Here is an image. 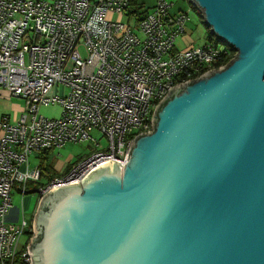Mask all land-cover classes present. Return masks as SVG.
<instances>
[{"label": "water", "instance_id": "95a60500", "mask_svg": "<svg viewBox=\"0 0 264 264\" xmlns=\"http://www.w3.org/2000/svg\"><path fill=\"white\" fill-rule=\"evenodd\" d=\"M189 2L233 58L174 85L123 165L42 199L31 264H264V0Z\"/></svg>", "mask_w": 264, "mask_h": 264}, {"label": "built area", "instance_id": "2783aa9c", "mask_svg": "<svg viewBox=\"0 0 264 264\" xmlns=\"http://www.w3.org/2000/svg\"><path fill=\"white\" fill-rule=\"evenodd\" d=\"M132 1L0 0V87L25 102L17 121L0 119V264H31L29 245L17 247L28 221L9 223L5 216L12 191L25 192L40 179L39 168H29L34 153L93 140V130L108 141L64 175L37 186L41 202L106 161L123 165L133 141L152 131L155 107L174 85L233 58L214 37L176 48L187 12L172 13L170 2L155 0L145 13L130 15ZM119 14L126 22L109 17ZM53 105L60 107L56 117L41 113Z\"/></svg>", "mask_w": 264, "mask_h": 264}, {"label": "crops", "instance_id": "0c3cea01", "mask_svg": "<svg viewBox=\"0 0 264 264\" xmlns=\"http://www.w3.org/2000/svg\"><path fill=\"white\" fill-rule=\"evenodd\" d=\"M133 2L135 3V5H133V8L137 7L138 12L141 14L142 12L152 7L154 4V3L153 4L151 3L150 5H147L148 3L147 0H133ZM170 3H171L170 11L172 13H177L179 11L187 12L189 16V20L187 23L186 30L182 34H186L187 31L190 34L194 29V25L190 22L189 10L192 8V6L189 0H171ZM135 10L136 9H134L133 11ZM131 14L136 15L134 13H131ZM208 34H209L208 32L205 33V38L203 42L206 41V39H208ZM191 46H195V45L191 44V45L185 46L184 48H188ZM176 48L184 49V48H179L177 45H176ZM24 107H25V102L22 98L14 97L10 95V93L6 89L0 87V119L4 116H7L9 121L15 122L18 120L20 114L24 111ZM39 162H40V153H34L29 158V168L31 169V171L34 170L36 167H38ZM53 172H57L58 174H60L59 171L54 170V169H53ZM54 176H51V177H54ZM49 180L50 179L45 176H40L39 181L37 182L30 181V183H28L27 190L25 192H20L18 190L12 191L11 207L5 216L6 221L9 223H17L22 218L28 221V226L24 230V233L26 234L25 236L26 240L23 246L19 244L17 245L19 250L24 249L34 239L35 230H36L35 223H34V217H35V213L37 209L40 206V201H39L40 197L38 193L35 192V190L37 186L47 183Z\"/></svg>", "mask_w": 264, "mask_h": 264}, {"label": "rangeland", "instance_id": "374dc122", "mask_svg": "<svg viewBox=\"0 0 264 264\" xmlns=\"http://www.w3.org/2000/svg\"><path fill=\"white\" fill-rule=\"evenodd\" d=\"M153 0H147V5H150ZM167 2H170L171 0H166ZM155 0L153 1V3ZM152 3V4H153ZM191 4V3H190ZM192 8L189 10L190 15V22L194 25L193 31L189 34L187 31L186 34H181L176 39V45L179 48H184L185 46L194 44L195 46L201 45L203 43V40L205 38V33L209 32L207 27L202 21V18L200 15V12L198 9L191 4ZM151 8V7H150ZM110 18H115L116 20L126 22V15L119 14V15H109ZM135 23V19L132 17L130 20V25H133ZM207 29V31H206ZM220 46H225L219 42ZM80 53L82 56L85 55L83 48H80ZM66 91V88H65ZM41 113L47 117H56L58 113L60 112V107L58 105L48 106L41 108ZM91 136L94 138L86 139L82 141L77 142H66L61 147L52 149L47 154V161L48 165L51 166L52 169L59 171L62 173L65 168L69 164H75L80 159L85 157L90 152L100 149V148H106L108 146L107 138L102 135L100 132L93 130L91 132ZM99 142V145L96 146L95 142ZM26 234L23 233V235L19 239L20 242H18L19 245H22L25 243L26 240Z\"/></svg>", "mask_w": 264, "mask_h": 264}, {"label": "trees", "instance_id": "16d2710c", "mask_svg": "<svg viewBox=\"0 0 264 264\" xmlns=\"http://www.w3.org/2000/svg\"><path fill=\"white\" fill-rule=\"evenodd\" d=\"M133 5H135V3L132 1L130 7L128 8V13H130V14L134 13L136 15H140L141 13L138 12L137 7L133 8ZM134 9H136V10L133 11ZM146 11L142 12V14L145 13ZM208 38H213L210 33L208 34ZM234 54H235V52L231 49V51L229 53V60L234 56ZM39 153H40V162H39L38 167H39V170H40V176H45V177H47L49 179H51L52 178L51 176H54V175L55 176L64 175L66 172H68V170L74 164V163L73 164H69L62 173L58 174L57 172H53V169L51 168V166L48 165V161H47L48 151H41ZM39 239H40V237L38 238V240ZM17 264H26V263H22L20 260H17Z\"/></svg>", "mask_w": 264, "mask_h": 264}, {"label": "bare ground", "instance_id": "6f19581e", "mask_svg": "<svg viewBox=\"0 0 264 264\" xmlns=\"http://www.w3.org/2000/svg\"><path fill=\"white\" fill-rule=\"evenodd\" d=\"M105 164L113 165L114 162H112V161H106Z\"/></svg>", "mask_w": 264, "mask_h": 264}]
</instances>
